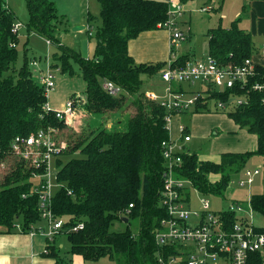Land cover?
Listing matches in <instances>:
<instances>
[{
	"label": "trees",
	"instance_id": "1",
	"mask_svg": "<svg viewBox=\"0 0 264 264\" xmlns=\"http://www.w3.org/2000/svg\"><path fill=\"white\" fill-rule=\"evenodd\" d=\"M99 2L102 24L95 35L94 55L86 58L61 44L58 34L65 19L53 0H26L30 13L28 29L59 47L53 53L55 66L73 75L75 61L82 72L87 83L83 102L90 126L87 130L81 125L69 126L55 112L45 110V86L31 68L27 49L21 65L17 64L15 14L5 0H0V165L5 168L8 164L10 169L0 180V227L8 232L21 223L22 229L28 231L32 226L38 229L44 221L39 193L35 192L36 183L43 182V178L33 177L45 172L44 162L38 158L37 164L32 157L15 152L11 145L17 136L25 138L40 129L54 127L53 146L58 150L53 153L57 189L52 210L65 220L60 234L67 235L70 251L81 255L84 264H95L103 258L112 264H159L155 231L167 215L161 194L166 172L163 142L170 138L166 118L169 111L142 90V76L160 73L167 61L136 62L128 45L141 33L160 29L168 17V1ZM207 36V55L224 65H239L254 52L252 34L240 27L238 20L229 27H210ZM195 58L188 53L178 55L173 66L184 67ZM108 80L123 89L119 95L105 90L103 84ZM256 83L264 86L261 64H256L254 73L244 83H236L232 90L224 92L209 90L206 103L201 98L193 109L181 112L226 113L240 128L257 135L256 149L223 152L219 161L202 159L196 151L181 154L183 164L177 168L178 177L189 179L205 195L225 196L230 181L249 159L255 154L264 156V88L256 89ZM231 95L242 102L227 105L228 109L213 108L218 100L227 103ZM119 114L125 118L115 121L118 128H93L91 116L105 115L108 121ZM185 126L188 132V124ZM211 174L221 176L212 181ZM250 202L254 212L264 218V191L253 194ZM228 218L232 223L239 220L235 213ZM132 219L139 220L138 231L128 225ZM120 220L127 222L126 228L114 229ZM80 221L84 222L83 228L69 230ZM55 243L48 245L46 255L55 258L57 264L63 258ZM263 261L259 252L251 254L252 264H264Z\"/></svg>",
	"mask_w": 264,
	"mask_h": 264
},
{
	"label": "built area",
	"instance_id": "2",
	"mask_svg": "<svg viewBox=\"0 0 264 264\" xmlns=\"http://www.w3.org/2000/svg\"><path fill=\"white\" fill-rule=\"evenodd\" d=\"M167 1L168 17L159 27L169 31V43L174 49L181 40L187 38L189 32L179 27L181 17L185 13L184 2L182 0ZM14 30L17 32V24ZM47 42L51 43L50 40ZM39 61L40 59L35 58L31 60V64L37 68L35 76L45 86L48 95L56 84L52 63L46 59V68L43 69L39 66ZM174 61L169 60L160 72L161 78L168 84L165 94L159 97L156 92H146L151 99L160 102L161 106L169 111L166 117L169 129L173 113L193 109L201 98L202 102L206 103L209 90L215 92L232 90L236 83L247 81L254 73L256 66L251 57L239 65H224L208 55L203 59H192L184 67L173 66ZM103 85L108 93L115 96L123 90L111 80L105 81ZM254 86L258 90L264 88L260 83ZM228 102L218 100L213 108L228 109L227 105L231 107L232 103L238 104L242 100L240 98L235 100L231 95ZM77 105H79L78 102L72 98L67 100L60 109L53 108L47 102L45 110L55 112L58 119L72 124L71 122L76 118ZM55 131L54 127H49L40 129L25 138L17 136L11 145L15 152L32 157L37 164H40L38 158L44 162L45 172L35 173L33 177L43 178L41 179L43 182L36 183L35 192L39 193V208L42 211L45 226L41 225L38 229L32 226L28 232L31 235L41 234L47 239L45 253L49 252L48 245L56 242V237L65 223L63 218L53 213L54 192L51 190L48 179L49 159L58 150L53 146ZM185 131L186 126L181 124L179 138L170 137L163 142L166 172L161 205L166 209L167 215L160 220L155 231V241L158 246L157 262L159 264H252L251 254L258 252L264 259V225L257 224L254 217L248 218V214L240 206V201L231 200L226 207L214 210L208 195L195 187L189 179L178 177L177 168L183 164L181 154L187 151L186 142L192 139V136ZM44 149L46 150L42 151ZM260 172L258 167L254 170L247 169V179L239 183L245 186ZM231 183L234 184L233 179ZM194 194L198 197L199 208L192 206ZM232 213L239 217L235 223L228 218V215ZM252 213L256 214L253 209ZM16 227L23 230L21 223H18ZM83 227L84 222L80 221L69 230H78Z\"/></svg>",
	"mask_w": 264,
	"mask_h": 264
},
{
	"label": "rangeland",
	"instance_id": "3",
	"mask_svg": "<svg viewBox=\"0 0 264 264\" xmlns=\"http://www.w3.org/2000/svg\"><path fill=\"white\" fill-rule=\"evenodd\" d=\"M7 4L13 9L15 14V24H17V49H18V59L17 64L21 65L23 61V54L25 49L28 50L30 60H33L34 57H39V66L43 69L46 68V59L51 61L52 71L55 75V87L48 93V103L53 108L60 109L63 104L76 97L77 113L76 118L68 124L72 127L83 126V129L90 128L87 115V110L84 106L85 100V90L87 88V83L82 76V72L79 69L78 64L75 61H72L75 67V73L73 75L69 73H64L61 71L59 66H55L53 59V53L59 51L57 44L48 43L47 39L42 35L30 31L27 27V22L30 19V13L27 7L26 0H5ZM56 3L58 12L64 15V25L62 30L58 34L61 44L67 45L76 49L82 56L86 58H91L94 55L95 46H96V32L102 24L101 19V4L99 0H53ZM210 2H213L209 4ZM221 0H188L184 2V16L181 17L182 20H186L187 23H180L179 27L185 32L190 33V37L184 40H181L174 48V55L168 56V60H175L176 56L188 53L190 55L195 54L196 59L206 58L208 51V36L207 31L210 27H215L223 25L229 27L232 24V0H226L225 5L222 10H220ZM206 6L210 7V10ZM213 7V8H212ZM221 11V13H220ZM160 30L165 31V28ZM150 48V47H148ZM189 50H192L190 52ZM42 57V58H41ZM31 64V63H30ZM54 65V66H53ZM31 68L34 73H37V68L31 64ZM143 84L142 90L147 92H156V94L161 97L165 94L168 84L161 78V73H158L153 76L144 74L142 76ZM81 98V99H80ZM84 98V99H83ZM82 100V102H81ZM132 107L128 109L132 111ZM134 111V110H133ZM223 114V113H221ZM226 114V113H224ZM206 115L202 114H193L191 112L177 113L173 115L170 122L171 133H176L177 122L182 121L184 124H188L190 128H193L197 131L196 137L193 138L191 142H187L186 146L190 147L194 151L199 153L200 157L206 159L212 158L214 160H219L220 152L219 146L223 144L222 140H218L214 143V139L219 137L224 129L219 125H216L214 131H211V134L203 136L202 133L205 131L206 124ZM227 116V114H226ZM105 115L98 116L95 115L93 120V128L106 127L108 129H115L119 127L115 121H120L125 116L123 114L117 115L112 120H106ZM227 122V131H230L231 136L236 135L232 133V127L237 128L235 123L232 120L224 119ZM239 129V128H238ZM236 131H239V130ZM246 132L250 133L246 128ZM199 131V132H198ZM215 131H219V135L215 134ZM232 138V137H230ZM239 143V140H233L230 143L234 148H246L253 149L254 147L251 144L252 139H248ZM220 143V145H219ZM260 168L261 172L254 176L252 182H248L245 186L240 184L239 181L247 179L246 170L255 168ZM9 165L6 164V167L3 168L0 165V180L3 179L4 175L9 172ZM264 156L255 154L253 155L246 167L233 178L234 184H229L227 193L225 196L219 195H208L207 197L211 201L212 208L214 210H220L226 207L227 203L231 200L240 201V206L248 214V218H255V221L259 225H264V218L258 214L252 213V208L250 205V198L255 193H262L264 191ZM56 158L55 156L50 157L49 159V182L51 185L52 192H55L57 189V180H56ZM220 174H211L210 178L212 181L220 178ZM196 196V197H195ZM205 197V196H204ZM194 203L193 207L199 208L200 204L197 201L198 197L196 194L193 195ZM44 225V222H42ZM40 223V225H42ZM128 225L134 230L138 231L140 228V222L138 219H132ZM127 222L117 221L114 225V229H125ZM15 230V229H14ZM38 238L43 239V244L47 240L43 235L38 234ZM42 241V240H41ZM63 246L59 249L58 253L62 256L63 261H60L57 264H83V257L77 253H72L70 251V241L67 235L59 234L56 238L57 247L59 244ZM43 249V248H42ZM41 252V250H40ZM41 256V254H40ZM50 264H54L56 260L54 258L45 257ZM95 264H112L107 258L101 259Z\"/></svg>",
	"mask_w": 264,
	"mask_h": 264
},
{
	"label": "crops",
	"instance_id": "4",
	"mask_svg": "<svg viewBox=\"0 0 264 264\" xmlns=\"http://www.w3.org/2000/svg\"><path fill=\"white\" fill-rule=\"evenodd\" d=\"M214 1L219 2V0ZM225 2L226 0H221L222 4L220 6V10L223 9ZM211 3L213 2H210L209 4ZM206 7L210 10L209 6ZM235 20H238L240 27L247 29L252 34L254 40V52L251 58L253 62L255 64H261L264 66V0H232V22ZM182 22L187 23L186 20H182L181 23ZM160 29L143 32L138 37L129 41L128 49L130 54L135 58L136 62H158L168 60L167 55L171 54V46L169 43L170 33L166 29V32ZM189 51L192 52V50ZM192 55L194 57L196 56L195 54ZM35 58L38 59L39 57L34 56V59ZM200 114L206 115L205 123L208 124L205 127V131H203L202 133L203 136L211 134V131H214L216 125H219L220 128L222 127L224 129V132H222L219 137L214 139V143L218 140H222V142L224 141L221 145L219 143L220 146L218 151L220 152V154L228 151L243 152L247 150H254L257 148V135L249 134L244 128H240L228 115L226 116V114L224 113ZM91 117L93 122L95 116ZM224 119H228L229 121L232 120L237 126V128H235L234 126L232 127V133L236 134L235 136H231V132L227 131V122ZM181 124L184 123L182 121L177 122L176 127L178 131L175 134L171 133L170 130L171 138H179V136L181 135ZM188 129V134L192 136V139L189 141L191 142L193 138L196 137L197 131L194 129V127L190 128L189 125ZM237 129L239 131H236ZM215 132L217 134L219 133V131ZM232 139L234 141L239 140V143L242 141L241 139H243L244 141L252 139L251 144H253L252 146L254 148H235L234 150H232L234 148L230 144L232 143ZM186 149L190 152L194 151L193 149L187 146ZM201 158L206 159L204 157ZM208 159L214 160L212 158ZM43 226H45V222ZM37 235L38 234L31 235L28 231L21 230L17 227L15 228V230L8 232L6 230H2L0 227V264H50L48 260L45 259V257L53 258L47 256V253H45V248L47 247V240L45 241V244H43V239H41V241ZM62 246V243L59 244V247ZM54 264H56V262H54Z\"/></svg>",
	"mask_w": 264,
	"mask_h": 264
},
{
	"label": "water",
	"instance_id": "5",
	"mask_svg": "<svg viewBox=\"0 0 264 264\" xmlns=\"http://www.w3.org/2000/svg\"><path fill=\"white\" fill-rule=\"evenodd\" d=\"M125 221H128V218L127 217L125 218Z\"/></svg>",
	"mask_w": 264,
	"mask_h": 264
}]
</instances>
